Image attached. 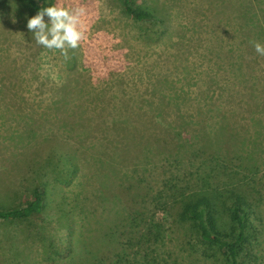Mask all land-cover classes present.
Segmentation results:
<instances>
[{"label":"rangeland","instance_id":"obj_1","mask_svg":"<svg viewBox=\"0 0 264 264\" xmlns=\"http://www.w3.org/2000/svg\"><path fill=\"white\" fill-rule=\"evenodd\" d=\"M133 1L161 23L115 0H59L83 7L86 26L62 53L35 42L20 0H0V203L39 185L45 205L26 226L0 219V264H70L75 245L74 264H93L99 242L110 264H231L174 201H152L198 185L210 163L211 184L235 176L252 196L245 251L264 264V0ZM148 220L162 238L131 244Z\"/></svg>","mask_w":264,"mask_h":264},{"label":"trees","instance_id":"obj_2","mask_svg":"<svg viewBox=\"0 0 264 264\" xmlns=\"http://www.w3.org/2000/svg\"><path fill=\"white\" fill-rule=\"evenodd\" d=\"M121 11L132 18L135 21L153 23L158 25L161 23V18L158 16L156 10L151 7L144 6L143 4H136L133 0H115ZM51 2H45L42 0H20L17 11H21V7L26 8L30 15H33L36 10L41 7H45ZM259 13V12H258ZM257 17L255 11L250 12L247 16V21L251 25L252 19ZM260 20L261 24L259 28L263 32L264 30V7L261 8ZM44 19H46L44 17ZM262 25V26H261ZM263 29V30H262ZM264 34V33H263ZM54 153L63 155L68 160L69 167L75 169V160L73 161L69 156V153ZM73 158V157H72ZM74 159V158H73ZM71 161V162H69ZM207 171L203 172V176L198 178L199 184L195 186H175L170 187V195H162L160 191L154 195L152 201L154 203V210L159 208L165 209V204L171 203V207L176 209V214L179 219H190L191 225L195 233L199 238L206 243L214 244L222 249L227 256L231 264H248L249 257L246 253V249L255 238L254 225L248 218L247 211L250 208L252 196L250 193L242 188L240 183L236 182V177H230L227 184L218 187L217 185L211 184L209 178L213 176L214 167L210 165L206 167ZM230 181V182H229ZM44 190L41 186L35 185L31 190V198H26L23 203H18L11 206H5L0 203V219L2 220H16L22 225L26 226L32 223L34 217H40L44 210ZM170 207V206H168ZM138 213V212H135ZM131 213L128 215L132 221L136 218V214ZM149 220L144 223L142 230L139 235L135 238L131 244L141 241L140 239L145 238L149 244L156 242L162 238V228L160 225L157 226L155 231L151 230ZM110 230V227H107ZM114 230V229H113ZM103 232V237L106 235ZM104 242H99L95 252V259L93 264H110L109 256H106L105 250L103 249ZM77 246H74V253L72 257V263L74 264L75 259L77 260ZM76 257V258H75ZM81 258V256L79 257ZM122 259V256L121 258ZM120 259L117 261L119 262ZM122 259V264H128V259ZM116 261V262H117ZM112 263V262H111ZM113 264H115L113 262ZM133 264V263H132Z\"/></svg>","mask_w":264,"mask_h":264},{"label":"clouds","instance_id":"obj_3","mask_svg":"<svg viewBox=\"0 0 264 264\" xmlns=\"http://www.w3.org/2000/svg\"><path fill=\"white\" fill-rule=\"evenodd\" d=\"M84 15L83 7L69 9L57 0V3L39 7L29 16L26 28L37 44L46 49H59L63 53L65 47L76 48L84 38ZM253 48L257 54L264 56V45L260 42H253Z\"/></svg>","mask_w":264,"mask_h":264}]
</instances>
